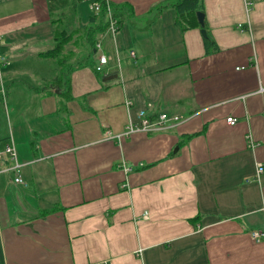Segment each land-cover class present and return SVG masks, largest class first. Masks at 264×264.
I'll use <instances>...</instances> for the list:
<instances>
[{
	"label": "crops",
	"instance_id": "obj_1",
	"mask_svg": "<svg viewBox=\"0 0 264 264\" xmlns=\"http://www.w3.org/2000/svg\"><path fill=\"white\" fill-rule=\"evenodd\" d=\"M109 1L124 19L116 42L104 37L113 59L97 72L94 49L68 84L41 53L66 33L62 54L82 58L88 2L0 0L14 112L0 148L12 137L30 162L25 184L0 174V264H264L248 234L264 229V0H199L206 37L184 28L178 0ZM148 103L183 121L107 138Z\"/></svg>",
	"mask_w": 264,
	"mask_h": 264
},
{
	"label": "built area",
	"instance_id": "obj_2",
	"mask_svg": "<svg viewBox=\"0 0 264 264\" xmlns=\"http://www.w3.org/2000/svg\"><path fill=\"white\" fill-rule=\"evenodd\" d=\"M88 2L91 13L98 14L101 8V2L103 0H86ZM107 4H109V0H104ZM111 15V12H110ZM117 20L110 16V24L109 28L104 34L98 39L96 42L95 50H96V71L104 72L105 67L108 66L110 59H113V56L110 54H106L104 52V37L108 36L112 42H116L117 34ZM131 58H136V53L134 51L130 52ZM116 57H118V53H116ZM117 68L119 69V60L116 61ZM244 67H238L237 69H241ZM263 91V89L261 90ZM0 95L3 100L7 98L6 89L3 85L0 86ZM131 105L130 101L126 102V106L129 107ZM153 107L152 103H148L146 108L140 109L138 111V121L129 120L124 131L120 133H115L108 131L107 138L109 140L116 139L117 141H123L126 137H131L137 133H151L162 131L169 127H174L181 121L183 118L179 115H170L166 112L160 113L158 116H150L148 114V109ZM227 123L229 125H234L237 123V118L234 116L227 117ZM248 144L251 148L255 147V143L251 135L247 136ZM0 162L6 163L3 166H0V174L2 173H11L12 174V182L15 185L25 184L23 178V168L28 165L30 162H22L18 157L16 141L14 138H10L7 144L0 148ZM126 171L130 170V168H126ZM264 173V165L263 163H257V175L256 179L259 180L260 176ZM144 218L147 217V213L143 215ZM251 239L255 242H259L264 240V229H253L248 232Z\"/></svg>",
	"mask_w": 264,
	"mask_h": 264
},
{
	"label": "trees",
	"instance_id": "obj_3",
	"mask_svg": "<svg viewBox=\"0 0 264 264\" xmlns=\"http://www.w3.org/2000/svg\"><path fill=\"white\" fill-rule=\"evenodd\" d=\"M177 13L179 18L183 22H185L184 28L189 27H198L199 22L197 19V8L199 5V0H178L174 2ZM121 7L114 6L111 2L107 4L104 0L101 2V8L98 14L91 13L90 16V25H88V29L84 30V36L86 38L82 41V45H78L81 49L80 53L82 54V58L76 62H71L69 58L62 54V51L65 49V42L69 39H66V33L62 37H56L57 43L56 45L49 51L45 53H41L43 56L47 57H57L58 64L60 66V73H59V81L61 82L62 79L66 78L67 75V83L69 84L70 76L73 70L80 69L85 67L90 61L91 55H93L96 42L98 40L97 34L104 33L108 30L110 24V16L117 20V29H121V23L123 22V17L120 11ZM111 12V15H110ZM66 39V40H65ZM100 79H104L106 81H111L117 78V74H110L107 75H99Z\"/></svg>",
	"mask_w": 264,
	"mask_h": 264
},
{
	"label": "rangeland",
	"instance_id": "obj_4",
	"mask_svg": "<svg viewBox=\"0 0 264 264\" xmlns=\"http://www.w3.org/2000/svg\"><path fill=\"white\" fill-rule=\"evenodd\" d=\"M9 103L10 102L7 103L6 99L3 100V98L0 101V130L1 132L3 131L6 132L9 130V127L11 128L13 127L12 118H13L14 112L12 109V104L11 103L9 104Z\"/></svg>",
	"mask_w": 264,
	"mask_h": 264
},
{
	"label": "water",
	"instance_id": "obj_5",
	"mask_svg": "<svg viewBox=\"0 0 264 264\" xmlns=\"http://www.w3.org/2000/svg\"><path fill=\"white\" fill-rule=\"evenodd\" d=\"M196 15H197V19H198L199 25H200V27L202 29L201 30L202 34H203L204 37H206L207 33H206V30H205V14L202 11H197ZM176 150H177V148H176Z\"/></svg>",
	"mask_w": 264,
	"mask_h": 264
}]
</instances>
